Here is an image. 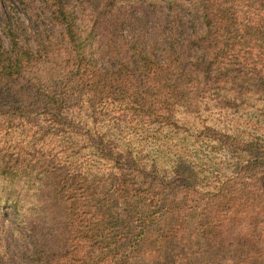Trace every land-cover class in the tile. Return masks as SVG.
Listing matches in <instances>:
<instances>
[{
    "label": "rangeland",
    "instance_id": "rangeland-1",
    "mask_svg": "<svg viewBox=\"0 0 264 264\" xmlns=\"http://www.w3.org/2000/svg\"><path fill=\"white\" fill-rule=\"evenodd\" d=\"M223 2L236 5L243 20L251 16L246 0ZM7 24L28 36L50 29L48 17H35L19 0H0V39L5 40ZM247 27L244 42L264 40V28L249 33ZM62 60L48 55L19 85L30 96L25 112L0 102V155L18 156L29 162L30 173L51 179L39 184L70 190L80 216L71 236L89 239L81 243V260L71 264H149L147 257L136 259V252L151 249L145 242L133 246L132 209L148 214L158 230L172 220L194 240L207 222L199 205L220 194L233 198L237 186L262 182L264 83L257 73L226 62L224 70L205 79L200 71L179 72L171 64L148 91V103L159 109L155 114L119 95L82 93L67 115L73 122L58 125L30 90L39 78L59 81ZM250 64L264 65V57ZM165 190L177 194L173 208H155L153 201ZM14 221L12 210L0 208V251L9 250L14 264H28L31 241ZM189 252L194 259L206 253L201 244Z\"/></svg>",
    "mask_w": 264,
    "mask_h": 264
},
{
    "label": "trees",
    "instance_id": "trees-1",
    "mask_svg": "<svg viewBox=\"0 0 264 264\" xmlns=\"http://www.w3.org/2000/svg\"><path fill=\"white\" fill-rule=\"evenodd\" d=\"M222 1L19 0L35 17H48L50 29L28 36L7 24L5 40L0 39V102L25 112L30 96L19 85L50 54L63 57L62 78L50 84L39 78L30 93L58 125H69L71 104L82 93L119 95L155 114L159 109L148 103V91L171 64L179 72L200 71L207 79L224 70L226 62H237L235 69L252 70L264 83V65L250 64L264 57V40H243L247 26L249 33L264 28V0H246L252 12L245 20L236 5ZM260 149L264 155V146ZM23 160L0 155V208L12 210L14 224L25 228L33 250L28 264L80 261L81 243L89 239L71 236L80 216L70 190L39 184L51 179L30 173ZM173 191L160 193L154 207L172 209ZM223 195L198 206L207 222L194 240L176 230L172 220L158 230L153 219L147 221L148 214L132 209L133 246L145 242L151 249H137L136 259L147 257L149 264H264V178L260 184L237 186L233 198ZM195 244L206 251L196 259L189 252ZM11 259L9 250L0 251V264H14Z\"/></svg>",
    "mask_w": 264,
    "mask_h": 264
}]
</instances>
